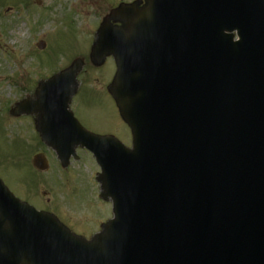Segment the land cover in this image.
<instances>
[{
    "label": "water",
    "instance_id": "obj_1",
    "mask_svg": "<svg viewBox=\"0 0 264 264\" xmlns=\"http://www.w3.org/2000/svg\"><path fill=\"white\" fill-rule=\"evenodd\" d=\"M176 1L119 6L92 45L93 64L116 63L108 90L132 149L72 121L81 59L15 105L49 123L40 134L62 166L77 146L94 155L114 219L85 241L0 182V264H264V0L169 13ZM32 163L47 169L41 154Z\"/></svg>",
    "mask_w": 264,
    "mask_h": 264
},
{
    "label": "rangeland",
    "instance_id": "obj_2",
    "mask_svg": "<svg viewBox=\"0 0 264 264\" xmlns=\"http://www.w3.org/2000/svg\"><path fill=\"white\" fill-rule=\"evenodd\" d=\"M135 1L0 0V179L16 198L53 214L86 239L112 216L111 203L100 198V170L93 156L78 148V159L62 167L54 151L30 133L31 118L12 116L10 110L31 98L39 82L81 59L78 95L71 103L74 116L88 131L131 146L130 130L105 91L115 74L114 62L107 56L95 65L89 55L100 23L118 5ZM40 41L43 50L37 47ZM38 153L48 165L44 172L31 164Z\"/></svg>",
    "mask_w": 264,
    "mask_h": 264
},
{
    "label": "flooded vegetation",
    "instance_id": "obj_3",
    "mask_svg": "<svg viewBox=\"0 0 264 264\" xmlns=\"http://www.w3.org/2000/svg\"><path fill=\"white\" fill-rule=\"evenodd\" d=\"M28 120H29V118H31V120H32V131L30 132V133H32L33 135H35V136H37V142L39 143V144H42V145H44L43 143H42V141H41V139H40V136H39V134L37 133V131H36V119H35V117L34 116H25ZM24 131H26L25 129H24ZM35 145H37L38 146V144L35 142Z\"/></svg>",
    "mask_w": 264,
    "mask_h": 264
}]
</instances>
